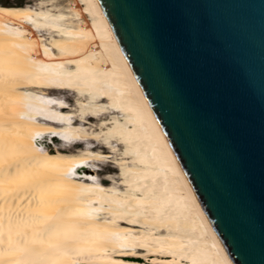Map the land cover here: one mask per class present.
<instances>
[{
  "label": "bare ground",
  "instance_id": "obj_1",
  "mask_svg": "<svg viewBox=\"0 0 264 264\" xmlns=\"http://www.w3.org/2000/svg\"><path fill=\"white\" fill-rule=\"evenodd\" d=\"M0 153V264H234L100 0L0 4Z\"/></svg>",
  "mask_w": 264,
  "mask_h": 264
},
{
  "label": "water",
  "instance_id": "obj_2",
  "mask_svg": "<svg viewBox=\"0 0 264 264\" xmlns=\"http://www.w3.org/2000/svg\"><path fill=\"white\" fill-rule=\"evenodd\" d=\"M234 264H264V0H100Z\"/></svg>",
  "mask_w": 264,
  "mask_h": 264
},
{
  "label": "rangeland",
  "instance_id": "obj_3",
  "mask_svg": "<svg viewBox=\"0 0 264 264\" xmlns=\"http://www.w3.org/2000/svg\"><path fill=\"white\" fill-rule=\"evenodd\" d=\"M33 2L34 0H0V4H5V5H21V4H25V3H29L30 5H33ZM50 94H53V95H60V96H63L66 101L72 105L73 104V100H72V96L66 92V91H56V90H51L49 91ZM91 122L93 124H96V120L95 119H91ZM43 147L44 148H55L57 146H60L62 143L57 140V139H50L48 137H45L43 139ZM74 148V147H73ZM103 151H106L105 148L103 147H100ZM101 169L97 170V175L98 177L102 178L103 175H105L106 173H110V174H115L116 172V168L113 167V165L109 162H107L106 164L104 165H100ZM103 182L105 184L108 183L107 180H103Z\"/></svg>",
  "mask_w": 264,
  "mask_h": 264
},
{
  "label": "snow or ice",
  "instance_id": "obj_4",
  "mask_svg": "<svg viewBox=\"0 0 264 264\" xmlns=\"http://www.w3.org/2000/svg\"><path fill=\"white\" fill-rule=\"evenodd\" d=\"M21 7H22V6H21ZM61 86H63V85H61ZM50 103H55V101H50ZM53 135H56V133H53ZM2 158H3L2 153H0V159H2ZM73 167H78V165H74ZM72 170H73V169L70 168V169H69V172L71 173ZM52 264H57V262H56V261H53ZM72 264H77V262H72Z\"/></svg>",
  "mask_w": 264,
  "mask_h": 264
}]
</instances>
